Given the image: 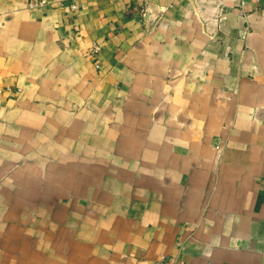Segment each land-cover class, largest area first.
<instances>
[{"label": "crops", "instance_id": "crops-1", "mask_svg": "<svg viewBox=\"0 0 264 264\" xmlns=\"http://www.w3.org/2000/svg\"><path fill=\"white\" fill-rule=\"evenodd\" d=\"M41 1L0 0V264H264V0Z\"/></svg>", "mask_w": 264, "mask_h": 264}, {"label": "built area", "instance_id": "built-area-1", "mask_svg": "<svg viewBox=\"0 0 264 264\" xmlns=\"http://www.w3.org/2000/svg\"><path fill=\"white\" fill-rule=\"evenodd\" d=\"M45 2H46L45 0H42L40 3L44 4ZM72 7L75 9L77 5H73ZM100 49L101 47L96 45L93 50V55L96 56L99 53ZM97 67H100V63H97ZM174 262L175 261L173 257L163 256L162 258L156 260L154 264H174Z\"/></svg>", "mask_w": 264, "mask_h": 264}]
</instances>
